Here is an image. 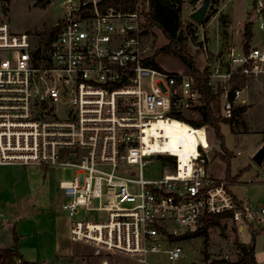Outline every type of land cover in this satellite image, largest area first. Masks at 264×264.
I'll use <instances>...</instances> for the list:
<instances>
[{
	"label": "built area",
	"instance_id": "1",
	"mask_svg": "<svg viewBox=\"0 0 264 264\" xmlns=\"http://www.w3.org/2000/svg\"><path fill=\"white\" fill-rule=\"evenodd\" d=\"M109 2L66 0L60 29L46 45L0 22V165L75 171L60 183L67 215L73 220L86 212L72 221L73 256L78 243L99 249L109 262L149 264L150 255L161 253L176 262L184 249L175 239L216 215L238 232L264 230V205L240 201L230 180L208 172L209 126L182 120L207 102L190 70L159 67L145 34L150 0L128 10ZM250 20L258 32L252 28L248 50L243 43L231 49L222 70L209 62L199 69L215 93L222 90L218 118L224 120L246 107L249 82L264 75V0H253ZM238 72L243 85L232 88ZM173 123L188 125L197 138L184 160L166 132ZM156 158L165 174L144 179V167ZM128 167H138V177ZM14 264L47 263L18 258Z\"/></svg>",
	"mask_w": 264,
	"mask_h": 264
},
{
	"label": "rangeland",
	"instance_id": "2",
	"mask_svg": "<svg viewBox=\"0 0 264 264\" xmlns=\"http://www.w3.org/2000/svg\"><path fill=\"white\" fill-rule=\"evenodd\" d=\"M65 1L53 0L41 9L36 6L37 0H0V22H8L14 33H28L35 42H39L41 33L57 27L64 19ZM202 1L182 0V26L184 30L191 27L192 31L189 54L200 70L205 69L208 62L222 70L227 67V53L231 49H239L243 43L244 27L253 0H213L206 19L196 24L190 15ZM252 26L253 31L258 32L256 25ZM149 37L156 51L169 43L158 28H152ZM260 38L262 34L256 33L254 43L258 44ZM157 63L169 73L189 71L179 57L169 52H161ZM244 99L246 102L242 107L246 106L248 110L239 113L231 124L221 123L229 161L220 157L223 154L221 141L214 129L208 128L211 146L208 172L216 178L230 180L233 183L231 190L240 201L250 200L254 207H258L264 205V164L257 165L252 157L264 144V75L249 82ZM190 117L197 119L194 114ZM172 133L171 144H180L184 153L192 152L194 146L189 130ZM153 161L143 169L146 180L161 179L165 174L163 163L158 158ZM39 167L45 169V184L32 181L28 166L0 165V263L1 249L11 248L17 236L21 258L28 263L105 264L103 261H106L107 264H135L129 259L109 262L102 251L78 243L72 255V221L85 219L86 212L81 211L73 220L67 215L62 208L65 197L60 183L73 179L75 171L69 167ZM137 168L128 167L127 171L136 172L138 177ZM238 244L250 246L256 263L264 264V230L258 228L252 233L243 226V232H238L235 225L226 219L212 227L207 236L179 242L178 245L184 249L181 260L172 262L163 253L150 255L148 260L149 264L234 263L241 258Z\"/></svg>",
	"mask_w": 264,
	"mask_h": 264
},
{
	"label": "trees",
	"instance_id": "3",
	"mask_svg": "<svg viewBox=\"0 0 264 264\" xmlns=\"http://www.w3.org/2000/svg\"><path fill=\"white\" fill-rule=\"evenodd\" d=\"M53 0H37L36 6L45 9L47 5H49ZM136 0H110L109 5L122 7L124 10H128L132 8L133 4ZM181 14H182V0H150V11L146 14L147 20V30L145 32L146 35H149L152 28H158L165 38L169 41L167 45L162 47L161 49L155 52L154 58L157 59L161 52H169L177 57H179L189 68L192 74L196 77V84L199 90L203 93L206 99V106L200 108L197 111V119H186L182 118L195 128H200L202 126H209L214 129L217 139L221 141V152L220 157L229 161L230 154L225 149V141L224 137L221 133V123L231 124L235 117L239 113H244L248 110V108L243 107L237 110L234 114V117L229 120H224L218 118V114L220 113V96L222 90H219L218 93H215L208 85V77L207 72L201 73L199 69H197L196 63L194 59L189 54V43L191 36V27H187L186 30L183 29L181 22ZM62 23V22H61ZM60 26L52 27L48 29L44 33H41L40 45H46L53 36L59 31ZM252 36V25L248 22L244 27V35H243V45L244 49L248 50L250 39ZM153 58V59H154ZM154 62V60H153ZM232 88L241 87L242 79L240 73L238 72L235 77L230 82ZM181 130H190L188 125H182L180 123H173L172 126L166 131L168 136L171 137L174 135L172 132H178ZM189 138L192 139L193 149L192 152H195L197 146V138L191 132L189 134ZM182 155V159L188 155L184 153ZM171 159H167L170 161ZM225 219L224 215H216L206 217L203 221L202 226L195 233L186 234L181 238L175 239L176 242H181L185 240H190L193 238H198L200 236H207L209 230L218 226L222 220ZM18 237H15V244L9 249H1V263L0 264H14L16 259L21 258V255L18 250ZM239 249L241 250V258L234 262L221 261L216 262L214 264H257L254 257L253 249L250 246L240 245L238 244Z\"/></svg>",
	"mask_w": 264,
	"mask_h": 264
},
{
	"label": "water",
	"instance_id": "4",
	"mask_svg": "<svg viewBox=\"0 0 264 264\" xmlns=\"http://www.w3.org/2000/svg\"><path fill=\"white\" fill-rule=\"evenodd\" d=\"M213 0H203L200 7L191 13L190 18L196 24H201L205 19L210 10ZM252 24V20L248 21ZM253 161L262 166L264 162V144L258 149V151L252 157Z\"/></svg>",
	"mask_w": 264,
	"mask_h": 264
},
{
	"label": "crops",
	"instance_id": "5",
	"mask_svg": "<svg viewBox=\"0 0 264 264\" xmlns=\"http://www.w3.org/2000/svg\"><path fill=\"white\" fill-rule=\"evenodd\" d=\"M197 69H198V67H197ZM28 170H30V172L32 174V181L33 182H35L37 184L38 183L40 184L41 182H42V184H45L47 182V177L45 175V169L43 170V169H41V167L33 165V166H28ZM19 248H20V244L18 246V250H19ZM19 253H20V250H19Z\"/></svg>",
	"mask_w": 264,
	"mask_h": 264
},
{
	"label": "bare ground",
	"instance_id": "6",
	"mask_svg": "<svg viewBox=\"0 0 264 264\" xmlns=\"http://www.w3.org/2000/svg\"><path fill=\"white\" fill-rule=\"evenodd\" d=\"M98 252H100V250L98 249Z\"/></svg>",
	"mask_w": 264,
	"mask_h": 264
}]
</instances>
